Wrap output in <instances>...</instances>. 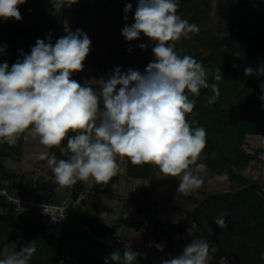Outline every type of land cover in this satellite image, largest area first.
I'll list each match as a JSON object with an SVG mask.
<instances>
[{"label": "trees", "instance_id": "trees-1", "mask_svg": "<svg viewBox=\"0 0 264 264\" xmlns=\"http://www.w3.org/2000/svg\"><path fill=\"white\" fill-rule=\"evenodd\" d=\"M112 8L131 26L134 23L138 0H107ZM88 0H78L71 7L65 6L57 11L51 0H26L19 5L22 19H0V63L7 62L9 67L23 54H30L37 39L54 46L62 38L66 30V20L73 14L76 16L70 32L82 30ZM179 7L177 15L190 24H196L198 33H190L189 38L175 42V50L183 57L189 55L201 63L209 73V85L215 83L219 88V97L208 104L213 95L211 87L201 89L198 97L189 94L195 100V115L187 119L193 128L203 127L206 131V147L202 160L206 166L216 173H227L229 179L240 183V188L233 192L213 193L202 198L196 207L187 212L194 226L193 237L207 241L214 248L212 264H218L221 257H227V264H264V182L251 180L241 174L250 164L259 160L264 152L257 149L249 152L246 138L249 135L264 136V75L245 76L244 69H254L264 65V0H217L220 20L216 27L212 25V0H176ZM131 3L132 10L124 12L125 6ZM217 29V30H216ZM217 32H216V31ZM148 48L154 46L142 33ZM144 72L129 63L128 69ZM221 69L224 79L216 81L213 73ZM71 79L77 81L72 73ZM74 133H69V136ZM24 134L14 145L0 142V175L9 183H0V190H7L14 196H30L37 194L48 202L67 204V222L56 227H48L38 217L36 211L18 212L16 207L0 194V259L3 249L17 242L15 252L23 246L34 244L36 252L29 264H105V259L113 252L119 251L121 260L109 264H124L123 253L127 250L113 242L122 229L134 231L144 230L156 237V248L159 235H162L167 246L162 251L173 252L176 236L180 235L184 247L187 245L185 220L173 222L169 218H156L153 221H134L129 217H121L111 225L98 216L88 206V199L79 205H73L78 194L85 190L84 181H78L67 187L64 195L57 191L59 185L52 180L33 178L32 174L9 172L7 160H21L23 156ZM45 152L55 154L57 160L67 159V138L59 147L47 148ZM213 153L215 156L213 157ZM47 164L46 160H40ZM126 175L129 178L144 181L151 180L153 165H133L127 158ZM119 180L116 174L107 184H102L101 193L116 196L115 185ZM152 191H142L141 200L148 204ZM90 196V195H89ZM225 217L226 228L221 229L214 221ZM109 240V241H108ZM159 249V248H157ZM136 252V251H134ZM138 253V252H136ZM154 257L138 255L134 264H145ZM163 258L160 261L162 264Z\"/></svg>", "mask_w": 264, "mask_h": 264}, {"label": "clouds", "instance_id": "clouds-1", "mask_svg": "<svg viewBox=\"0 0 264 264\" xmlns=\"http://www.w3.org/2000/svg\"><path fill=\"white\" fill-rule=\"evenodd\" d=\"M25 2L0 0V19L20 21L18 6ZM77 2L51 0L57 11ZM178 7L176 0H138L134 23L126 24L122 35L133 41L142 33L154 41L151 50L155 59L143 73L131 68L122 73L117 67L107 80H97L99 93L71 79L73 72L83 70L91 50L90 38L80 30L68 32L54 46L49 34L47 43L37 39L30 54L22 53L23 59L11 67L7 62L0 63V142L14 145L28 133L50 149L59 147L67 138V159L57 160L48 152L38 156L47 161L60 187H72L89 178L97 184H107L119 172L118 158H127L133 165L157 166L163 176L178 178L177 192L186 196L202 187L206 165L198 161L206 147L207 134L203 127L193 128L187 119L196 103L189 94L198 97L201 89L211 87L213 95L207 103L212 104L219 97V88L215 83L209 85V73L201 63L189 55L177 54L175 42L199 32L196 24L177 15ZM131 10L132 4L128 3L124 12ZM124 19H128L127 15ZM244 74L264 75V65L257 69L246 67ZM212 75L216 81L224 79L220 68ZM260 87L264 90V84ZM215 179L225 182L229 177L225 172ZM214 223L226 228L222 215ZM193 232L191 225L187 233L193 237ZM125 247L124 264H134L137 256L143 255ZM209 247L207 241L193 238L181 254L162 264H207ZM157 248L162 250L160 245ZM35 252L34 244L23 246L0 259V264H29ZM109 260L119 262V251L106 258L105 264ZM219 264H227V257H221Z\"/></svg>", "mask_w": 264, "mask_h": 264}, {"label": "rangeland", "instance_id": "rangeland-1", "mask_svg": "<svg viewBox=\"0 0 264 264\" xmlns=\"http://www.w3.org/2000/svg\"><path fill=\"white\" fill-rule=\"evenodd\" d=\"M210 17L212 25L216 27L220 20L217 0H212ZM75 20L76 16L73 14L67 18L66 30L63 37L70 32ZM126 24L124 19L115 12L107 0H88L85 21L81 32L87 34L90 38L91 50L84 61L83 70L73 72L77 76V82L81 86H91L99 93L100 85L97 80L102 77L107 80L117 67H120L121 72L125 73L126 66L129 63L137 68L146 69L147 65L154 61L155 57L151 48L146 47L141 49L139 47L140 44H145L142 38L139 37V39L128 41L122 35V29ZM183 38L178 41H181ZM189 115L193 116L195 112L193 111ZM246 143L245 148L249 152H254L257 149L264 150V136L262 135H249L246 138ZM46 150L47 148L39 143L38 137L32 138L28 133H25L21 160H7L6 168L9 172L32 174L35 180L37 178H44L45 180L55 181L51 169L47 164L41 163L40 159H38L39 154ZM124 160L125 158H118L119 172L117 175L119 176V180L115 185L116 196L98 194L96 192L97 183L93 179L89 178L87 181H84L85 191L90 194L89 208L96 212V206L102 207V210L104 207H107V212L103 213V216L109 225L121 217H129L134 221H153L156 218H169L173 222H177L180 219H184L185 230L187 231L191 227V221L187 216V212L193 210L202 198L213 193L233 192L241 187L238 181L232 179L218 182L215 177L219 173L211 171L206 166L203 186L186 196L177 192L178 178L163 176L155 165H153L154 170L151 180L144 181L129 178L126 175ZM199 162L204 163L202 156ZM241 174L248 179L264 182V152L260 154L258 161L253 162L246 169L242 170ZM2 182L9 183L8 180H5L0 175V183ZM144 188L152 191L148 204H143L140 201ZM57 191L60 195H64L67 187L59 186ZM121 233L127 237L132 251L142 253L144 256L154 257L153 261L156 264H159L164 257L171 259L181 254L184 249L180 235L175 238L173 252L165 254L162 250L156 248V237L152 233L144 230L131 231L126 228ZM131 233L132 236L129 237ZM193 238L195 237L188 235L185 244H189ZM209 246L207 264H212L214 248L210 244ZM16 247L17 242L4 247L1 259L14 254Z\"/></svg>", "mask_w": 264, "mask_h": 264}, {"label": "built area", "instance_id": "built-area-1", "mask_svg": "<svg viewBox=\"0 0 264 264\" xmlns=\"http://www.w3.org/2000/svg\"><path fill=\"white\" fill-rule=\"evenodd\" d=\"M1 195H5L7 200L12 203L18 212L23 211H36L38 217L46 224L48 227H56L58 224L67 222V204H57L48 202L44 197L37 194H32L30 196H14L8 194L7 190H0ZM89 193L82 190L78 196L73 201V205H79L83 201L89 198ZM109 241V240H108ZM113 242L120 245L122 248L126 249V245L129 247L130 242L128 239L120 235ZM157 245H160L162 249L167 246L166 241L163 239L162 235H159Z\"/></svg>", "mask_w": 264, "mask_h": 264}, {"label": "crops", "instance_id": "crops-1", "mask_svg": "<svg viewBox=\"0 0 264 264\" xmlns=\"http://www.w3.org/2000/svg\"><path fill=\"white\" fill-rule=\"evenodd\" d=\"M101 186H102V184H97V191H96V192H97L98 194H100L101 191L103 190V187H101ZM89 201H90V196H89L88 204H89ZM96 208H97L96 213L98 214V216L106 220V218H104V216H103V213H106V212H107V207H104L103 210H102V207H100V206H96ZM122 230H123V229H122ZM122 230H121V231H122ZM129 230H130V229H129ZM131 231H132V230H131ZM120 235H123V236H124V234L121 233V232H120ZM130 236H132V233L129 235V237H130ZM129 237H128V238H129ZM126 238H127V237H126ZM144 263H145V264H149V263H150L149 259H145V260H144ZM151 264H156V263L153 261ZM159 264H160V263H159Z\"/></svg>", "mask_w": 264, "mask_h": 264}]
</instances>
